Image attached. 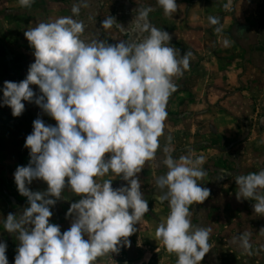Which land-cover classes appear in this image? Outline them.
Masks as SVG:
<instances>
[{"label": "clouds", "instance_id": "1", "mask_svg": "<svg viewBox=\"0 0 264 264\" xmlns=\"http://www.w3.org/2000/svg\"><path fill=\"white\" fill-rule=\"evenodd\" d=\"M18 2L31 8L35 0ZM157 3L168 17L180 9L177 0ZM80 7L73 4V16ZM223 7L228 10L231 0ZM151 11L138 10L127 27L113 16L104 18L100 29L106 32L115 25L130 34L116 43L101 39L99 32L85 36V23L72 16L38 22L24 31L35 60L24 80L4 82L2 103L13 117L23 114L24 101L35 103L56 123L46 124L40 117L33 121L24 145L30 150L29 163L14 173L18 192L27 198L23 212L9 213L4 221L5 230L19 241L15 264H95L98 257L131 247L129 238L149 211L139 174L156 158L168 102L178 87L175 80L193 56L191 51L181 54L172 46V36L150 23ZM208 20L216 33L222 32L219 17ZM223 43L229 46L230 41ZM163 152L168 171L156 186L170 212L156 228L155 240L176 255V264H201L212 248L210 230L193 225L190 208L210 196V189L198 182L207 175L204 157L177 160L168 147ZM110 173L126 184L113 188L110 179L97 182ZM34 180L45 182L47 189L32 191ZM235 182L237 199L255 201V215L264 216V170L237 175ZM66 189L79 199L66 213L70 228L61 232L50 223L51 208ZM243 246L248 247L246 239ZM6 251V242H0V264H9Z\"/></svg>", "mask_w": 264, "mask_h": 264}, {"label": "rangeland", "instance_id": "2", "mask_svg": "<svg viewBox=\"0 0 264 264\" xmlns=\"http://www.w3.org/2000/svg\"><path fill=\"white\" fill-rule=\"evenodd\" d=\"M77 3L81 4L80 14L73 16L72 6ZM225 3L228 0H177L180 9L171 17L164 15L157 0H37L34 11L36 24L49 22L50 17L54 21L62 10L63 17L85 23V36L99 32L101 39L116 43L129 39L130 34L115 25L106 32L100 29L104 18L113 16L127 27L138 10L151 7L150 23L167 31L172 46L181 54L193 53L189 68L175 80L178 87L168 102L165 134L156 158L139 174L143 198L149 203L147 213L159 215L161 223L170 212L167 201L158 198L161 193L156 186L157 179L168 171L162 163L163 149L168 147L177 160L183 155L193 159L203 156L202 168L207 175L198 182L210 189V196L190 208L193 225L210 230L212 248L201 264H264V216L255 215V201L237 199L235 182L237 175L264 170V0H231L228 10ZM209 16L219 17L221 33L214 31L216 26L209 23ZM7 23L3 32L25 60L23 79L6 81L20 82L35 60L34 50L29 44L23 50L18 48L22 47L19 39L28 41L24 36L27 29L15 30L14 24ZM225 39L229 46L224 45ZM31 87L40 94L38 86ZM2 101L3 87L0 105ZM24 103L34 120L40 117L55 125L56 121L35 103ZM107 179L112 180L113 188L121 187L123 180L111 173L97 182ZM155 254L150 264H176V255L169 254L164 245Z\"/></svg>", "mask_w": 264, "mask_h": 264}, {"label": "crops", "instance_id": "3", "mask_svg": "<svg viewBox=\"0 0 264 264\" xmlns=\"http://www.w3.org/2000/svg\"><path fill=\"white\" fill-rule=\"evenodd\" d=\"M36 1L31 8H24L19 5L18 0H0V88L4 86L6 79L11 77L23 79L24 72L21 71V67L25 60L21 53L11 47L3 28L8 26L7 22L14 24L12 27L15 30L34 27L37 20L36 10L34 11ZM60 17H63L62 10ZM19 40L17 42L22 47L18 48L23 50L24 47H28V41ZM29 109V105H25L23 114L20 117H13L10 107L4 106L3 103L0 105V242L7 244L6 256L9 264H15L19 241L5 230L4 221L9 213L19 216L27 206V198L20 195L17 190L14 173L18 166H27L30 160V150L24 147L26 137L33 131L34 118ZM125 183L122 181L120 185L123 186ZM29 188L32 191H45L47 184L42 180H34ZM62 198L51 208L53 216L50 218V223L59 225L61 232L70 228L71 218H66V213L71 203L77 201L79 197L66 189L62 193ZM159 218V215L145 214L140 224L136 225L137 232L129 238L131 247L124 246L120 249L121 262L129 264L153 262L155 253L163 245L155 240V230L160 224ZM95 264H111L110 254L98 257Z\"/></svg>", "mask_w": 264, "mask_h": 264}, {"label": "built area", "instance_id": "4", "mask_svg": "<svg viewBox=\"0 0 264 264\" xmlns=\"http://www.w3.org/2000/svg\"><path fill=\"white\" fill-rule=\"evenodd\" d=\"M121 255L120 253H113V254H110V261H111V264H129V263H123L121 262Z\"/></svg>", "mask_w": 264, "mask_h": 264}]
</instances>
